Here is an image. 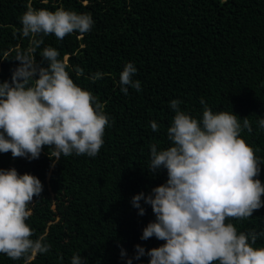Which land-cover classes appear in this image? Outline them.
<instances>
[{
    "label": "trees",
    "instance_id": "trees-1",
    "mask_svg": "<svg viewBox=\"0 0 264 264\" xmlns=\"http://www.w3.org/2000/svg\"><path fill=\"white\" fill-rule=\"evenodd\" d=\"M27 3L0 0V82L11 80L20 63L17 53L29 49L47 67L40 54L51 46L75 83L106 103L110 125L94 158L73 154L52 167L47 146L31 161L0 153V168L32 174L44 186L29 205L27 223L33 239L45 235L51 249L32 264H71L74 254L86 264H127L136 245L150 250L165 243L141 240L155 216L143 201L145 215H138L131 201L166 183V169L150 173L148 167L151 144L158 150L170 146L173 99L196 118H202V98L214 112L233 111L241 122L248 117L253 131L244 130L242 138L264 160V129L256 123L264 117V0H32L37 9L63 7L90 13L94 20L85 34L36 37L43 39L39 47L20 32ZM128 62L137 68L133 79L141 81L142 90L129 88L125 95L119 77ZM76 68L83 75L77 76ZM97 71L106 75L93 82L88 77ZM153 120L157 131L151 129ZM258 178L264 182V165ZM231 222L239 231H264V208L248 220ZM255 246H264V237ZM149 259L145 255L132 264H149ZM0 264L23 261L0 254Z\"/></svg>",
    "mask_w": 264,
    "mask_h": 264
},
{
    "label": "clouds",
    "instance_id": "clouds-1",
    "mask_svg": "<svg viewBox=\"0 0 264 264\" xmlns=\"http://www.w3.org/2000/svg\"><path fill=\"white\" fill-rule=\"evenodd\" d=\"M19 19L22 36L31 37L36 47L43 43L36 37L54 34L63 40L74 32L88 33L94 25L90 13L37 9L32 0ZM31 51L17 53L20 63L11 80L0 82V153L31 161L47 146L52 167L73 154L94 158L110 126L106 103L75 83L56 48L45 47L40 54L47 67L38 64ZM75 71L83 75V69ZM137 71L132 62L124 66L119 77L123 94L129 88L142 90L141 81L133 79ZM104 75L97 71L88 78L95 82ZM181 103L178 99L169 103L175 113L167 129L170 146L158 150L155 143L150 145L148 170L166 169V183L131 201L138 215H145L143 201L155 216L141 240L155 237L165 243L150 250L136 245L127 264L145 255L149 264H264V246H255L264 231H239L231 222L248 220L264 208V182L258 178L264 160L241 135L244 130L252 133V122L248 117L241 122L233 111L214 112L203 98L202 118H196L181 110ZM256 123L264 129V117ZM150 126L158 130L155 120ZM43 190L38 177L21 175L14 167L0 168V254L32 264L38 254L50 251L46 236L33 239L27 223L29 205ZM125 256L122 250L121 257ZM71 264H86V258L74 254Z\"/></svg>",
    "mask_w": 264,
    "mask_h": 264
}]
</instances>
